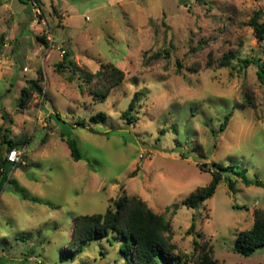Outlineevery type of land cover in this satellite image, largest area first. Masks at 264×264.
Wrapping results in <instances>:
<instances>
[{"label": "rangeland", "instance_id": "obj_1", "mask_svg": "<svg viewBox=\"0 0 264 264\" xmlns=\"http://www.w3.org/2000/svg\"><path fill=\"white\" fill-rule=\"evenodd\" d=\"M43 1L57 47L46 50L27 30L12 43L30 44L11 53L12 64H0V126L9 138L29 141L19 149L23 165L0 190V264H127L116 234L112 243H87L74 260L64 255L74 218L106 212L123 192L169 219L184 251H193L197 239L210 242L222 264H264V246L251 255L234 250L240 231L254 223V208L264 207V186L238 179L232 191L223 180L200 208L183 204L212 179L202 163L246 169L264 184V85L256 64L240 69L245 58L264 62V40L249 25L264 0ZM24 2L0 6V41L15 6L31 12ZM166 48L171 59L148 61ZM228 53H235L231 65L217 67ZM66 54L72 65L59 72ZM103 63L125 76L101 102L91 89ZM39 76L45 99L35 93L21 106L23 86ZM246 90L256 109L244 104ZM137 92L141 99L130 111L136 120L129 123L123 114ZM99 113L106 117L93 120ZM69 138L82 154L78 161ZM157 264L169 263L160 257Z\"/></svg>", "mask_w": 264, "mask_h": 264}, {"label": "trees", "instance_id": "obj_2", "mask_svg": "<svg viewBox=\"0 0 264 264\" xmlns=\"http://www.w3.org/2000/svg\"><path fill=\"white\" fill-rule=\"evenodd\" d=\"M24 1V0H21ZM39 4L46 17L45 11L42 7L41 1ZM203 1V0H202ZM47 18V17H46ZM249 25L253 28L258 41L264 40V10H255L249 20ZM37 38L45 42L42 35H37ZM4 42H0V47ZM171 59L170 49H163L153 52L148 57V61L158 58ZM235 57V53H228L221 57L217 63V67H224L231 65V60ZM68 59L66 54L61 63L56 66L60 72L67 62L72 65V60ZM257 65V77L264 85V62L260 58H245L240 64V69L246 68L249 64ZM209 64V63H208ZM183 64L177 58V72L180 73ZM125 73L123 70L114 64H102L101 69L94 77L97 82L91 89L96 99L103 102L108 97L111 89L119 85L124 79ZM71 78V77H70ZM41 78L28 79L22 88L20 97V105L24 106L28 99L35 93L42 95L43 89L40 85ZM141 99V93L137 92L133 97L129 110L123 114L129 123H132L136 118L130 111L135 110L137 102ZM244 104L252 108H257L254 100V94L246 90L244 93ZM232 113H229L222 122L220 130L223 131ZM1 117L5 119V114L1 113ZM106 114L99 113L92 117L93 120L99 118L104 119ZM81 126L84 123H81ZM4 131V132H3ZM9 129L0 126V190L4 188L9 181V173L18 166H22L23 162L13 165L8 161V153L14 149H24L29 142L28 139L13 140L8 137ZM65 133H62V137ZM70 148L71 156L74 160H80L82 154L78 148L77 142L73 139L67 140ZM23 157V156H22ZM203 171L211 173V181L206 186H200L192 191L183 204L188 208H200L206 200L211 198L218 185L223 181H227L230 190L236 191L237 180L242 181L246 186H264L258 178L250 179L246 175V169L237 170L233 166L214 165L209 167L206 163L199 165ZM204 167H209L204 169ZM236 176V179H232ZM112 206L108 207L104 213L81 214L74 218V227L71 240L64 251L65 257L69 260H74L78 253H80L87 243L92 241H102L103 239L111 240L114 237L120 236L122 243H120L119 251L126 259L127 264H157L158 258L164 259L169 264H222L213 254V248L210 242H201L194 240V250L189 252L184 251L173 240L172 223L163 214L155 212L145 200L137 195H128L123 192L118 198L112 200ZM254 223L251 228L240 231L234 250L243 255H251L258 248L264 246V207H255L253 210ZM196 225L188 228L189 233L195 232ZM118 236H114V235ZM111 235L114 237L112 238ZM203 236L202 232L197 233V237Z\"/></svg>", "mask_w": 264, "mask_h": 264}, {"label": "crops", "instance_id": "obj_3", "mask_svg": "<svg viewBox=\"0 0 264 264\" xmlns=\"http://www.w3.org/2000/svg\"><path fill=\"white\" fill-rule=\"evenodd\" d=\"M40 1L42 4V7H43L44 1L43 0H40ZM5 2L14 3L15 1H13V0H0V6H2ZM20 2L25 3L24 1H20ZM21 3H20V5L22 6L21 7L22 10H19V7L15 6V8H17V9L10 11V14H9L10 19H8V20L11 21L10 22L11 29H10V32H5L6 34L3 35L4 36L3 41H0V42H4V44H2V46L0 47V64L2 61H3L2 63H5V64H9V63L12 64L13 62H11V61L8 62L9 58L13 57L11 55V53L13 51H18V49L21 51L24 50V49H22V44H24L23 46L30 44L26 41L21 42L20 45L17 44L19 42V38L27 35V34H25V31L28 30L30 35L33 36V39L37 38V35H39V28L34 22L33 15H31L29 8L24 7V5ZM51 5H52V9L55 10L54 3H51ZM43 9H44V7H43ZM44 11H45V9H44ZM36 31H38V32H36ZM11 33H12V35H10ZM16 35H18L19 38H17L16 43L13 44L12 43L13 37ZM17 54H18V52H17ZM32 55H34V54H32ZM0 68H2V67L0 66ZM24 68H27V66L25 65Z\"/></svg>", "mask_w": 264, "mask_h": 264}, {"label": "built area", "instance_id": "obj_4", "mask_svg": "<svg viewBox=\"0 0 264 264\" xmlns=\"http://www.w3.org/2000/svg\"><path fill=\"white\" fill-rule=\"evenodd\" d=\"M13 1H21V0H13ZM26 1V0H24ZM30 3L32 8L31 12L33 13L34 22L37 26L40 27L39 34L44 36L45 42L44 45L46 46V50L54 49L57 47L56 40L54 36V31L51 28L48 19L44 16L43 10L39 4L38 0H27ZM66 52V50H62V55ZM27 69V68H25ZM8 161L13 165H16L19 162H24L22 157V152L14 148L12 149L7 155Z\"/></svg>", "mask_w": 264, "mask_h": 264}, {"label": "water", "instance_id": "obj_5", "mask_svg": "<svg viewBox=\"0 0 264 264\" xmlns=\"http://www.w3.org/2000/svg\"><path fill=\"white\" fill-rule=\"evenodd\" d=\"M1 41H3V38H2V40Z\"/></svg>", "mask_w": 264, "mask_h": 264}]
</instances>
